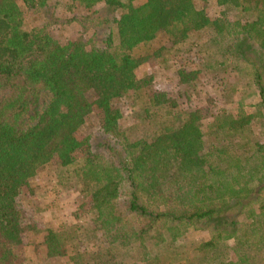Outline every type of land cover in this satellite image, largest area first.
<instances>
[{"label": "trees", "instance_id": "1", "mask_svg": "<svg viewBox=\"0 0 264 264\" xmlns=\"http://www.w3.org/2000/svg\"><path fill=\"white\" fill-rule=\"evenodd\" d=\"M46 1L0 0V264L36 233L68 264H264V0H69L66 40L27 26ZM42 175L82 220L26 219Z\"/></svg>", "mask_w": 264, "mask_h": 264}, {"label": "rangeland", "instance_id": "2", "mask_svg": "<svg viewBox=\"0 0 264 264\" xmlns=\"http://www.w3.org/2000/svg\"><path fill=\"white\" fill-rule=\"evenodd\" d=\"M69 0H47L46 5L40 10L31 9L27 11L26 24L30 27H41L42 25L49 24V27L55 35H58L61 40H66L69 37L76 34L77 25L74 22H69L68 17H72L76 13V9L70 6ZM154 64V63H153ZM155 69L153 65H144L138 68L139 75L150 72ZM165 74H170L168 68L165 71H160L157 79V86L163 88H169L168 82L172 79L168 78ZM248 77L245 76L239 87H241L240 94L245 97V104H251L254 100H258L255 93V87H250L247 83ZM217 81V80H216ZM222 80L216 82L218 86L222 84ZM211 89V83L203 82L197 88L192 89L191 93L197 96L198 100L202 98L207 99L206 90ZM215 96V91H211ZM236 99L238 91H234L232 94ZM229 97H222L219 103H216V108H221V104H225ZM236 107V102L229 105L230 109ZM46 176H39V192L36 193L32 200L24 193L19 198V204L25 214L26 219L29 222L38 225L40 230H45L47 227H58L60 223L65 220L67 223H72L76 219V213L80 214V220H82V210H79V205L84 203L86 198L79 192L77 185L68 184L65 188L60 189L58 192L49 191L46 186ZM32 239L36 240V243H30L24 250L25 264H68L66 258H49L45 255L44 248L41 245L42 234L36 233L30 235Z\"/></svg>", "mask_w": 264, "mask_h": 264}]
</instances>
